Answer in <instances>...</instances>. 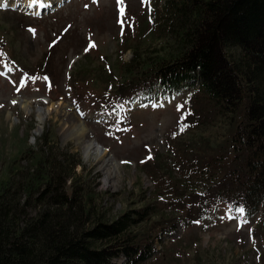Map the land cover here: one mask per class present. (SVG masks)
Wrapping results in <instances>:
<instances>
[{"label":"rangeland","instance_id":"1","mask_svg":"<svg viewBox=\"0 0 264 264\" xmlns=\"http://www.w3.org/2000/svg\"><path fill=\"white\" fill-rule=\"evenodd\" d=\"M15 1L0 0V186L10 172L36 159L45 135L57 152H72L81 161L82 165L75 166L78 179L95 200L96 210L105 212L108 220L151 198L155 207L148 225L161 215L171 221L172 217L164 214L168 211H174L175 216L188 215L194 222L197 190L187 196L181 191L182 183L191 174L197 185L206 177L209 185L227 186V166L232 163L225 157L232 156L224 152L220 160L210 157L219 145H228L232 127L227 130L221 119L211 114L202 124L189 119L178 102L181 95L142 104L140 108L146 109H136L139 112L133 116L124 108L102 114L94 105L106 106L102 101L110 89L116 94L128 80L119 67L121 61L131 58V49L120 51V34L133 39L142 26L141 36L147 34L149 24L141 21L153 16L151 32L159 36L165 21L161 14L164 0H64L42 15L36 5L21 9ZM263 18L249 39L256 48L264 43ZM230 19L220 16L217 23L208 22L202 32L210 31L204 42L213 44L219 65L224 62L223 50L214 39L221 34L219 25ZM234 26L237 31L242 27ZM148 42L142 44L146 49ZM48 51L52 71L42 73L38 66ZM101 53L107 59H102ZM109 75L112 80L107 82ZM109 84L112 86L105 89ZM39 110L43 112L41 123L37 120ZM75 123L84 126L83 133ZM88 138L105 147L106 155L116 163L111 180L105 179V167H100L94 155L85 157L83 146ZM168 157L174 158L172 165H167ZM206 160L208 165L191 171ZM218 186L208 189L214 193ZM179 204L184 209L193 206L184 212ZM218 218L221 221L213 225L199 220L180 225L181 236H165L162 250L146 264H264V237L261 230L257 234L253 230L259 214L240 217L223 204Z\"/></svg>","mask_w":264,"mask_h":264},{"label":"trees","instance_id":"2","mask_svg":"<svg viewBox=\"0 0 264 264\" xmlns=\"http://www.w3.org/2000/svg\"><path fill=\"white\" fill-rule=\"evenodd\" d=\"M263 5L264 0H167L159 36L123 37L120 51L129 47L131 58L120 60L119 70L128 75L124 88L144 91L156 86L179 91L183 80L199 78L198 85L190 84L181 105L187 107V117L200 124L211 114L227 130L232 127L229 146L219 145L210 157L220 160L219 155L229 153L232 158H225L232 167L227 170V186L208 185L206 177L197 185L189 174L181 191L190 196L197 190L196 202L214 197L228 201L247 215L262 204L264 226V43L256 48L249 40L261 27ZM223 15L231 19L219 25L221 34L214 39L223 50L219 65L213 44L204 42L210 31L202 32ZM234 24L242 26L240 31ZM261 39L264 42V36ZM147 41L148 49L143 46ZM50 53L44 54L38 71L52 70ZM109 76L107 82L112 80ZM44 136L36 159L29 157L31 162L10 172L0 186V264H111L119 253L125 256L123 264H146L159 251L156 238L173 231L179 219L161 215L148 225L155 207L150 198L108 220L78 179L75 166L81 161L72 152H57ZM207 186H218L217 192Z\"/></svg>","mask_w":264,"mask_h":264},{"label":"bare ground","instance_id":"3","mask_svg":"<svg viewBox=\"0 0 264 264\" xmlns=\"http://www.w3.org/2000/svg\"><path fill=\"white\" fill-rule=\"evenodd\" d=\"M44 2V1H43ZM41 3L40 0H22L21 7L25 8H33L35 5ZM47 3V2H46ZM39 8V6H38ZM43 120V112L41 110L38 111V121L41 123ZM74 127L77 128V131L81 133L84 132V126H77L74 124ZM83 152L86 158H89L94 155V157L100 162V167L104 168L105 179L107 181L111 180V174L114 173L116 163L112 160V157L106 155L105 147L100 146L97 142H95L92 138H88V141L83 146Z\"/></svg>","mask_w":264,"mask_h":264}]
</instances>
